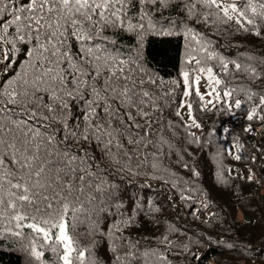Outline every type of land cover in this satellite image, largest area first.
I'll list each match as a JSON object with an SVG mask.
<instances>
[{
	"label": "snow or ice",
	"instance_id": "1",
	"mask_svg": "<svg viewBox=\"0 0 264 264\" xmlns=\"http://www.w3.org/2000/svg\"><path fill=\"white\" fill-rule=\"evenodd\" d=\"M137 5L142 6L137 9L138 18L129 15ZM169 6L173 0H0V233L28 239L29 254L36 261L47 250L55 258L52 264H103L75 236L77 225L84 223L80 197L87 191L92 203L96 196L91 192L107 191L106 181L93 170L99 167L97 157L83 145L94 144L101 159L115 164H122L120 157L130 160L133 149L139 153L151 146L155 149L151 161L145 156L141 163L148 164L154 174L167 173L162 156L174 148L163 129L172 130L171 136L176 132L174 122L163 113L172 107L181 85V103L172 111L183 121L182 110L187 108L190 123L183 125L187 129L202 127L194 113L193 96L204 110L221 102L241 109L256 97L259 104L246 113L247 120L264 121V94L241 85L244 99H233L238 89L230 87L210 62L232 78L243 72L255 81L264 72L252 63L221 56L192 26L184 27L182 33L174 31L171 22L167 28H158L153 12ZM185 9L186 20L207 23L213 18L261 36L264 0H192ZM108 29L134 33L141 43L150 31L183 35L187 48L182 79L170 81L165 88L163 81L138 66V55L125 58L113 50L116 41L105 34ZM260 63L264 64V58ZM202 81L207 84L205 92H201ZM189 135L192 142L198 141L194 132ZM241 151L237 144L230 154L240 160ZM122 167L132 171L128 163ZM174 178L172 173L169 179ZM25 228L30 231L25 233ZM120 230L113 225L112 232L101 233L112 240L113 254L118 251ZM97 231L90 225L89 234ZM159 242L171 251L168 236ZM143 255L148 258L145 264H170L164 251ZM114 258L123 264L127 256Z\"/></svg>",
	"mask_w": 264,
	"mask_h": 264
},
{
	"label": "trees",
	"instance_id": "2",
	"mask_svg": "<svg viewBox=\"0 0 264 264\" xmlns=\"http://www.w3.org/2000/svg\"><path fill=\"white\" fill-rule=\"evenodd\" d=\"M185 3L191 4L192 0H173V6L155 10L153 18L158 28H167L171 22L176 26L174 31L182 33L184 27L192 26L221 56L252 63L264 72V64L260 63L264 58V24L258 37L239 31L235 23L223 24L213 18L207 23L186 20ZM140 7L131 8L129 15L138 18ZM105 34L116 41L113 50L118 49L125 58L135 59L138 55V66L163 81L165 88L170 81L182 79L187 48L183 35L150 31L141 43L138 36L127 31L108 29ZM248 56H254L255 60L247 61ZM210 63L230 87L238 89L233 99L237 96L244 99L239 91L241 85H251L258 95L264 94V75L252 81L247 74L236 72L232 78L221 72L215 62ZM202 84L206 86V82ZM182 91L181 85L172 107L163 113L174 122L176 132L171 136L172 130L163 129L174 148L171 154L162 156L167 173L154 174L148 164L141 163L145 156L151 161L155 151L151 146L142 147L139 153L133 149L130 160L120 157L122 164L128 163L132 168L129 172L122 164L101 159L94 144L83 145L90 155L97 157L99 167L93 170L106 181L107 191L91 192L96 196L92 203H88L87 191L80 197L85 210L80 219L84 223L77 225L75 236L103 264H117L114 255L127 256L123 264H145L148 258L143 253L152 250L166 252L170 264H264V121H249L246 116L259 100L254 97L241 109H230L221 102L204 110L193 96L194 113L202 127L187 129L183 126L190 123L187 108L182 110L183 121L172 111L181 103ZM189 131L199 138L197 142H192ZM237 144L242 146L240 160L230 154ZM194 171L200 175L195 176ZM172 173H175L174 181L169 179ZM90 225L98 231L89 234ZM113 225L121 227L116 233L120 237L116 241V254L111 250L112 240L101 234L112 232ZM163 236H168L173 246L171 251L168 245L159 242ZM129 252L134 255H128ZM54 259L45 250L42 260L36 261L29 254L28 239L0 233V264H52Z\"/></svg>",
	"mask_w": 264,
	"mask_h": 264
},
{
	"label": "rangeland",
	"instance_id": "3",
	"mask_svg": "<svg viewBox=\"0 0 264 264\" xmlns=\"http://www.w3.org/2000/svg\"><path fill=\"white\" fill-rule=\"evenodd\" d=\"M206 88H207V84H206V86L204 87L203 84L201 83V91H202V92H205Z\"/></svg>",
	"mask_w": 264,
	"mask_h": 264
}]
</instances>
